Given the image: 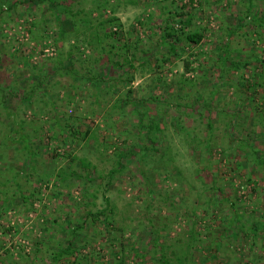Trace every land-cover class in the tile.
Here are the masks:
<instances>
[{
  "label": "rangeland",
  "instance_id": "obj_1",
  "mask_svg": "<svg viewBox=\"0 0 264 264\" xmlns=\"http://www.w3.org/2000/svg\"><path fill=\"white\" fill-rule=\"evenodd\" d=\"M9 1L12 6L6 4L8 8L0 1L4 19L0 18L1 82L21 85L32 71L40 73L42 67L48 68V88L56 101L54 111L61 118V125L69 120L73 125L82 123V129L85 124L97 127L99 132L90 146L80 138L69 142L64 140L66 133L63 136L61 125L52 129L49 126L53 121L49 105L41 109L36 101L29 105L15 97L7 111L0 106V125L9 121V115V119L27 123L36 150L35 168H28L29 173H25L22 168L27 167L29 155L22 145L8 139L0 142V264H45L53 251L66 246L70 239L74 254L54 264H72L75 258L80 259V264H110L121 257L124 264H155L159 249L152 244V228L159 230L160 240L172 242L175 249L190 246L191 256L207 264H264V162L261 154H257L260 160L255 161L251 149H247L250 155L241 151L235 139L249 138L251 132L250 140L264 151V114L255 111L259 107L264 111V77H259L264 71V20L258 25L252 23L255 12L264 17V0H111L120 3L115 13L125 35L133 41L140 40L141 48L150 47L151 42L161 38L170 12L184 11L177 17L180 20L191 11L196 26L205 28L203 40L182 54V58L198 57L191 66L195 71L186 74L194 76L193 85L183 84L182 58L172 57L153 73L137 69L131 86L120 80L121 91L115 94H105V84L89 87L80 79L74 81L71 76L55 73L50 62L58 57L60 49L68 50V42L63 47L61 42H55L60 35L57 19L47 11L48 5L39 0ZM78 1V5L87 8L94 0ZM153 49L156 50L155 45ZM76 55L73 60L83 72L89 68L105 77H120L123 73L122 68L111 71L104 65L103 55L93 54L86 46ZM65 59L68 64L69 59ZM236 59L248 63L233 70L231 62ZM242 74L249 81L257 78L255 96L253 89L246 88L239 78ZM123 78H129V74L124 72ZM128 93L133 98L155 94L171 102L179 100L183 105L173 104L167 112L159 103L163 110H154L153 118L162 127L167 125L162 148L168 156L162 159L158 154L141 162L137 156L126 158L124 170L108 182L106 172L117 165L115 151H129L141 137L135 126L137 114H130L132 105L126 106L129 115L115 113V108L114 115L105 116L116 99H124ZM200 97L209 102L208 107L198 100ZM239 104L246 108L237 110ZM247 108L255 111V116L251 112L253 118L247 116ZM233 114L237 115L239 126L229 131L226 126ZM177 116L183 117L180 121L185 126L187 123L196 128L187 134ZM209 116L214 125L210 134L206 127ZM5 132L8 128L0 126V137ZM207 137L210 139L205 144L203 139ZM70 152L87 155L96 163L90 178L79 162L72 164L78 173H70L71 158L66 159ZM212 182L228 194V199H221V190L210 187ZM34 195L36 200L31 207L29 200ZM231 202L238 203L246 220L260 225L257 235L250 232L247 236L238 224H229ZM106 205L111 218L101 214L93 220L92 213ZM193 208L197 223L194 234L190 232L193 222L188 220ZM80 224L83 226L72 236L69 228ZM207 225L224 239L216 255L212 247L216 236H209Z\"/></svg>",
  "mask_w": 264,
  "mask_h": 264
},
{
  "label": "trees",
  "instance_id": "obj_2",
  "mask_svg": "<svg viewBox=\"0 0 264 264\" xmlns=\"http://www.w3.org/2000/svg\"><path fill=\"white\" fill-rule=\"evenodd\" d=\"M4 1L2 2L4 6L6 4H10L11 1L9 0H0ZM34 0H26V2H32ZM42 4H47V11L50 13L51 16L55 17L57 19V24L59 25V32L60 35L55 39V42H61L62 47L64 46V42H68V50L62 51L60 49L58 57L56 56L49 64L50 68H53L56 71L55 73L59 74L60 76H71L75 80L80 79L81 82H84L89 86L91 85L95 86L97 84H105L106 86V92L108 93H117L121 91L120 89V80L127 86H131L132 82L135 78V72L139 68H145V71L148 73H153L157 69H160V67L164 66L166 62L172 61V57L175 59L182 58L183 52L186 51V48H189L198 45L204 38V33L202 30L205 28H201L200 26H196L193 15L191 11H188V15H186L185 19L178 20L177 17L181 16V14H185L184 11H179L180 13H173L170 12L166 16V22L167 24L164 26L162 30L161 38L158 39L157 42H151L149 44L150 47H144L141 48L139 46L138 39L134 40L131 38V36H126L124 33V30L122 28V23L120 21V18L116 15L117 9L120 7L119 1H116L115 3L111 2V0H94L92 1V4L90 7H83L81 5H78V0H39ZM15 5V3H14ZM6 8H8L6 6ZM110 10L109 12L107 10ZM249 9V8H248ZM249 11V10H248ZM257 15L254 17V20H252V23H255V25H258L257 23L261 20H264V17H260L257 12H255ZM63 17V18H62ZM1 20H4L2 15H0ZM42 23V20H40ZM33 27H36L37 24L34 22L32 23ZM261 24V23H260ZM43 25V24H42ZM115 26H119V28H115ZM188 27H191V29H188ZM207 28V27H206ZM122 39V40H121ZM153 40V39H152ZM154 45L156 46V50L153 49ZM86 46L89 50L92 51L93 54H101L103 55L101 59L103 60L104 65L107 64L108 67L112 70H117L119 68H122L123 73L120 74V77H114L110 74V77H105L104 74H101L100 72L96 71L92 73V69L85 68V72L81 71L82 68L76 67V61L73 60L75 58L74 56H77L76 53L81 50V47ZM61 47V48H62ZM225 47H228L226 45ZM155 50V51H153ZM227 54V53H226ZM225 54V57H226ZM192 55H195V53H192ZM23 56V55H22ZM24 57V56H23ZM69 59V63L66 64V59ZM198 60V57L196 59H190V56L183 57V66L184 71L181 74L185 85H193L194 82V76L191 77L189 75H186L187 72L195 71V68L191 67L193 62ZM226 62V61H224ZM29 62H27V66H29ZM248 61L244 59H236L231 62L232 69L238 70L242 69L244 65H246ZM2 53L0 49V71L2 70ZM128 69H134V72H129ZM42 72L38 73L35 71H32L31 74H29L28 78H24L21 82V85L18 83L10 84V83H2L0 80V106L5 111L8 110L11 101L13 98L17 97L19 100L25 101L26 103L33 104L35 101L38 105H40L39 108L43 109L44 105H49V115L52 118V123L49 125L52 128L56 126L61 125V118L57 116V113L54 111L56 110V101L52 99L51 97V91L48 88L50 85V74L49 69L46 67H42ZM143 69H141L142 71ZM263 70V69H262ZM124 72H127L129 74V78H122ZM259 77H264V71H260ZM239 78H242L244 81L242 82L246 88H251L253 91L256 89V85H258L257 78L255 79L253 77V81L246 80L244 78V75H240ZM18 82V81H17ZM5 84V85H2ZM75 84H71V88L74 87ZM99 86V88H100ZM215 93V91H213ZM104 94V95H105ZM256 91H254L253 95L255 96ZM105 99V97H104ZM199 101L204 102L205 106H209V102L204 101L202 97L198 99ZM159 103H163V107H165V110L167 112H170L172 109V105L175 104L177 106L183 105L179 100H175L173 102L168 101V99L160 98L159 96L155 94H150L148 97H140V98H133L129 93L126 95V98L122 99L121 97H118L116 101L112 104V110H107V115L105 116H112L113 111H115V108L117 109L115 113H126V106L132 105L133 110L131 111V115L137 114V122L135 123V126H137V132L141 135L139 142H135L133 144V147L129 151H124L123 149L118 148L115 152L117 155L116 160V166L111 167L107 172L106 175L109 178L108 182H110L111 179L115 177L117 173L122 172L124 168L126 167L125 161L126 158L137 156V160L146 161L147 157H154L160 154L161 158H165L168 154V151L163 150V138L166 136V124L164 123L163 127L161 126V122L157 119H154L153 117L156 115L154 113V110L156 107L158 109H161L159 107ZM151 104L155 105L153 108ZM242 106V107H241ZM246 108L245 105L239 104L237 107V110L242 111L241 109ZM54 111V116H53ZM119 111V112H118ZM256 113H260L261 115L264 114L263 108L259 107L258 109H255ZM254 110H249L247 108V116L250 118H253V115L255 116ZM48 113V111H47ZM218 113H222L219 111ZM9 114V113H7ZM200 116H202V112L198 113ZM223 114L228 115L227 111H223ZM129 115V114H128ZM234 115V114H233ZM11 115L8 116L7 123L1 124L0 126L7 127L8 132H5L2 137H0V142L5 143L6 140H15L16 143H20L22 145V148L26 151V153L29 155V160L27 161L26 165L27 167L22 168L25 173H29L28 168L31 170L35 168V162L33 161V157L36 154V150H34L33 143H32V135L30 131L28 130L30 126L26 123L24 124L22 121H17L16 119H9ZM178 117V116H177ZM179 118V123L181 125V129H184V132L189 134L191 130H194L196 127L190 128L189 125L186 123V126L183 124L182 121H180V118H183L181 116ZM237 115H234V118L230 119L229 123L227 124L226 128L227 130L231 131V128L233 130H236L238 128L239 124L236 122ZM3 120H0V122ZM11 121V123H10ZM82 123H79L78 125H73V123H70L69 120L66 121L64 125H61L62 127V134L64 136V133H66V136H64V140H67L69 142L76 141L77 139H81L85 145H89L92 138L96 137L95 134L99 132L97 127L90 126L89 124H85L86 128H81ZM54 126V127H53ZM105 126L107 128H111L112 125H109L105 122ZM206 127L208 128V134L213 130V122L211 119V116L207 118L206 121ZM158 132H160L158 134ZM255 134V133H254ZM163 136V137H162ZM195 133V137H196ZM209 136V135H208ZM249 138L246 137H235L237 140V147L241 149V151H247V149H251L253 151V158L255 161H259L260 159L257 158V154L259 157H262L261 162H264V151L259 150L256 147V141L250 140L253 138V135L251 132H248L247 135ZM262 136V135H261ZM5 138V141H1L2 138ZM162 137V138H161ZM198 137V136H197ZM196 137V138H197ZM208 139H203V142L205 144H208ZM97 141H95V144ZM160 143V145H157ZM192 143V142H191ZM90 146V145H89ZM135 146L137 149H135ZM88 150L90 151L91 148L88 147ZM59 154V153H57ZM168 156V155H167ZM71 158V164L68 165L69 168H71L70 173L77 174L78 171L72 168V164L74 162L80 163L85 169H86V175L87 178H90V170L96 168V163L92 161L87 155H76L72 154V152L68 153L66 155V159ZM78 163V164H79ZM26 168V169H25ZM100 177L103 178V175H100ZM64 179H66V174H64ZM210 187L217 188L218 190H221L219 193L221 194V199H228V194L223 192L220 187H218L215 183H210ZM20 196L24 199L27 197L24 195V193H19ZM33 194V193H32ZM36 200L35 195L33 199H30V205L32 207L33 203ZM109 200V199H108ZM223 200V201H224ZM109 204V202H108ZM7 207V206H5ZM109 206L106 205L103 209L98 210L95 213H92L93 220L98 219L101 214L105 215V218L109 219L111 218L108 214ZM230 218H229V224H238L242 230H245V235L250 236V232H253L254 236L258 234V232L261 230L260 225L254 221L249 222L245 219L244 213L240 211V208L238 206L237 202H231L230 203ZM212 213V211L210 212ZM196 208H193L191 211V217H189L193 223L191 225L190 232L192 234L197 233L196 232ZM194 216V218H193ZM213 224H215L213 222ZM79 226H83V224L78 225V227H71L69 228V232L71 235H75L77 233ZM210 229V225H207ZM212 226V225H211ZM216 226V224H215ZM153 227V225H152ZM155 235L152 239V244L155 248L159 249L158 254L155 255L154 260L155 264H207L204 261L197 260L194 256H191L192 249L189 246V243H191V240L193 236L188 239V246L189 247H183L180 250L175 249L174 245L170 241L160 240L159 238V230L152 228ZM213 234H215L216 238L213 241V251H215L214 255L218 254L219 250L221 249L222 245L224 244V239L219 236V234L216 235V232L212 229H210L209 236L211 237ZM75 247H73L72 241L68 242L66 246L59 247L57 250L53 251L52 257L49 259L45 264H54L59 263L61 261H64L65 258L68 259V257L72 254H74ZM138 254V252H136ZM122 256H125L124 253ZM65 263L61 264H66ZM72 264H80V259H73ZM110 264H124V257H121L114 262Z\"/></svg>",
  "mask_w": 264,
  "mask_h": 264
}]
</instances>
